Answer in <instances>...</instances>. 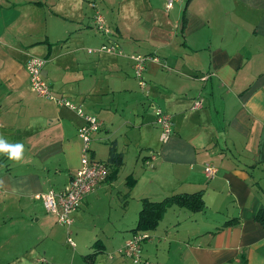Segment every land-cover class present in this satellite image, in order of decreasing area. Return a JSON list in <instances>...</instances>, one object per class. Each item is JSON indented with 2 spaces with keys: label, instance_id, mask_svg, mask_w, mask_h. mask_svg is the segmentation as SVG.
<instances>
[{
  "label": "crops",
  "instance_id": "1",
  "mask_svg": "<svg viewBox=\"0 0 264 264\" xmlns=\"http://www.w3.org/2000/svg\"><path fill=\"white\" fill-rule=\"evenodd\" d=\"M147 3L142 11L151 20L143 33L123 12L100 39L91 33L94 12H76L69 1L58 12L52 0H0V136L24 145L19 162L0 154V220L24 226L8 234L22 237L8 259L133 264L117 249L133 233L142 200L201 191L203 209L170 205L153 228L141 230L148 235L142 260L264 264V224L256 218L264 209V0H182L169 10L164 0ZM107 41L151 57L145 89L128 56L99 49ZM29 54L47 59L42 75L56 94L101 120L90 155L108 162L109 172L66 228L34 194L62 188L80 166L83 120L30 90ZM153 106L171 116L166 142ZM110 146L119 163L110 159ZM206 161L217 166L213 177L203 172ZM40 219L45 228L34 226ZM93 244L97 252L87 263Z\"/></svg>",
  "mask_w": 264,
  "mask_h": 264
},
{
  "label": "built area",
  "instance_id": "2",
  "mask_svg": "<svg viewBox=\"0 0 264 264\" xmlns=\"http://www.w3.org/2000/svg\"><path fill=\"white\" fill-rule=\"evenodd\" d=\"M174 1L182 0H166L165 8L169 9L173 6ZM93 27L101 31L105 36L110 35L111 29L106 24V20L99 9L95 8L93 18ZM100 50L107 52H113L124 55L121 49L115 42L103 43ZM88 51L93 49L89 48ZM132 61L133 74L136 77L138 84L141 88L145 87V80L143 73L147 60L151 59L149 55L141 53L127 54ZM152 59H156L152 57ZM45 57L29 54L25 61V70L28 77V85L30 90L38 97L51 100L55 105L66 107L76 112L83 120V123L78 127L77 135L81 141L80 148V166L71 175L68 182L60 189L49 188L46 191L37 192L34 194L36 199H39L49 214L54 215L56 221L65 226H69L72 222V212L79 206L81 199L89 192L93 191L102 181H104L108 175L109 167L107 162L101 160H95L90 155V142L92 134L99 129L101 120L95 115L83 110L81 105L68 99L63 95L56 94L49 83L44 79L42 75V69L46 63ZM202 78H206L203 76ZM196 106L200 105V102H195ZM154 108V122L160 128V140L166 142L172 132V122L169 113L163 111L159 107ZM155 158L153 152L150 153L148 158L145 159L147 164ZM203 172L207 177H213L217 173V166L210 161H206L203 164ZM148 237L145 232L132 233L130 237L124 240L119 246L117 251L128 258L133 264L145 263L147 261L141 258V242ZM66 241L74 246V241L71 236L66 237ZM40 264H47V260L44 257L39 258Z\"/></svg>",
  "mask_w": 264,
  "mask_h": 264
},
{
  "label": "rangeland",
  "instance_id": "3",
  "mask_svg": "<svg viewBox=\"0 0 264 264\" xmlns=\"http://www.w3.org/2000/svg\"><path fill=\"white\" fill-rule=\"evenodd\" d=\"M54 3V9L58 12H63L65 7H68V1L70 2V5L72 8H75L76 12H88L89 10L94 12L93 6H96L97 9L100 10V12L103 14L106 24L112 29L111 26H114L117 23L118 18H123L120 14L125 12L127 19L129 21H132L135 19V21H139L138 23V31L140 33H143L145 29L147 28L149 21L151 20V17H149L148 13L146 12L148 9V3L147 0H52ZM127 2V6H123L124 2ZM165 1L164 0V7H165ZM176 2L174 1L173 6ZM172 6V7H173ZM171 7V8H172ZM169 8V9H171ZM86 9V10H85ZM89 9V10H88ZM163 9V8H162ZM166 9V8H165ZM167 9V10H169ZM146 10V11H142ZM70 14H73L70 12ZM91 15V14H90ZM92 35H96L98 38H104V34L101 31L98 30H91ZM121 44L123 43L121 39ZM124 55L126 56L127 53L126 50H123L120 48ZM144 77V76H143ZM145 89V88H144ZM143 89V93H144ZM145 94V93H144ZM148 103H146V107ZM152 111H154V108H151ZM1 156V155H0ZM6 157L1 158L2 165L5 163ZM3 209V206L0 205V213ZM49 214V213H48ZM50 217L54 218V215L49 214ZM6 221V220H5ZM20 222H17V220H13L10 223L4 222L3 220H0V264H30V263H24V260L22 257H18L16 259H8L11 255V250L14 249L20 242L18 240L22 239V237H10L8 234L11 230L17 227H24L19 225ZM27 223H30L29 221ZM47 225L46 221L44 219H40L39 221L35 222V227H43L45 228ZM62 227H67L63 224H60ZM71 238H73V241L75 242V236L71 235ZM63 245H65L68 249H71L72 247L65 242V236L63 237L62 241ZM76 244V243H75ZM74 244V245H75ZM22 245V244H21ZM21 245L18 250H21ZM38 248V245H36ZM105 253L99 254L102 260Z\"/></svg>",
  "mask_w": 264,
  "mask_h": 264
},
{
  "label": "trees",
  "instance_id": "4",
  "mask_svg": "<svg viewBox=\"0 0 264 264\" xmlns=\"http://www.w3.org/2000/svg\"><path fill=\"white\" fill-rule=\"evenodd\" d=\"M109 155L111 160H114L116 163H119L120 153L115 150L114 146H110ZM170 205L182 206L192 211L201 210L205 206L201 191H197L194 193L172 194L164 197L159 201H151L149 199L144 198L142 200L141 208L139 210L137 224L132 229V232H141V230L153 228L157 224V222L162 218L167 207ZM256 218L262 224H264V209H259L257 211ZM95 244H93L94 251L92 253L84 255V260L87 263H93L94 255L97 252Z\"/></svg>",
  "mask_w": 264,
  "mask_h": 264
},
{
  "label": "clouds",
  "instance_id": "5",
  "mask_svg": "<svg viewBox=\"0 0 264 264\" xmlns=\"http://www.w3.org/2000/svg\"><path fill=\"white\" fill-rule=\"evenodd\" d=\"M0 154H5L9 160L19 162L23 158L24 145L22 143H9L0 136Z\"/></svg>",
  "mask_w": 264,
  "mask_h": 264
}]
</instances>
